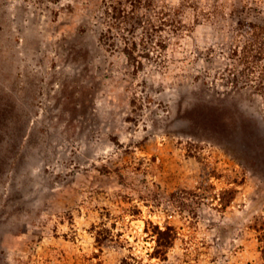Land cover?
<instances>
[{
	"label": "rangeland",
	"instance_id": "rangeland-1",
	"mask_svg": "<svg viewBox=\"0 0 264 264\" xmlns=\"http://www.w3.org/2000/svg\"><path fill=\"white\" fill-rule=\"evenodd\" d=\"M136 263L264 264V0H0V264Z\"/></svg>",
	"mask_w": 264,
	"mask_h": 264
},
{
	"label": "trees",
	"instance_id": "trees-1",
	"mask_svg": "<svg viewBox=\"0 0 264 264\" xmlns=\"http://www.w3.org/2000/svg\"><path fill=\"white\" fill-rule=\"evenodd\" d=\"M154 233L156 235V243L152 251V255L156 257H162L166 254L167 248L171 246L176 233L169 225H166L163 229L157 226L154 230Z\"/></svg>",
	"mask_w": 264,
	"mask_h": 264
}]
</instances>
